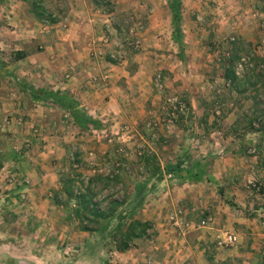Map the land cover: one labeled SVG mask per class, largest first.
Here are the masks:
<instances>
[{
  "label": "rangeland",
  "instance_id": "1",
  "mask_svg": "<svg viewBox=\"0 0 264 264\" xmlns=\"http://www.w3.org/2000/svg\"><path fill=\"white\" fill-rule=\"evenodd\" d=\"M31 1L0 0V264H148L150 258L208 264L225 249L228 264H264V0H244L238 8L196 0L197 11L186 15L191 30L183 19L185 0H40L53 9L54 24L34 17ZM177 2L179 23L170 7ZM227 6L233 23L223 19ZM90 12L107 22L89 60L102 72L110 67L113 75H128L119 81L126 80L129 105L120 102L111 117L98 118L68 91L38 90L74 101L97 125L83 128L67 111V117L49 116L52 101L18 104L17 91L25 86L16 74L19 60L44 51L49 40L66 50L69 19ZM78 39L74 50L89 48L87 35ZM235 51L239 76L246 67L258 73L255 86L245 82L241 93L224 76ZM47 79L38 77L39 83ZM91 80L96 86L106 79ZM144 100L149 106L141 110ZM75 154L85 179L109 177V188L96 186L98 201L127 192V216L150 223L128 249L114 243L118 218L87 234L68 219L72 203L54 204L60 175ZM173 167L174 174L163 170ZM212 171L222 172L226 193L214 185ZM225 235L235 241L220 247Z\"/></svg>",
  "mask_w": 264,
  "mask_h": 264
},
{
  "label": "crops",
  "instance_id": "2",
  "mask_svg": "<svg viewBox=\"0 0 264 264\" xmlns=\"http://www.w3.org/2000/svg\"><path fill=\"white\" fill-rule=\"evenodd\" d=\"M184 1V0H183ZM196 0H185V7L182 8L183 12V19L185 20V23L190 24L189 28L191 30V27H193V24L188 21V16L186 15H193L195 10L192 9L195 8V2ZM232 0H224V2H220L218 5V8L221 6H224V4L228 3L236 8H238L240 5L243 7L242 3L244 4V0H237L236 3H230ZM227 2V3H226ZM184 4V3H183ZM227 7H223V10H227V17L223 16V19H226L227 22L231 21L233 23V15L234 13H228L230 9ZM220 20V17H218ZM70 22L68 23V31L70 32L69 35H66L67 37H64L63 39V45L65 46L64 51L59 50V46L62 45V43H56L55 45H52L47 41L46 44H49V47L46 46L44 51L40 52H29L28 54L23 55V57L19 60L22 62L21 65H17L16 68V74L19 78L23 79L24 85H21L22 89H18L17 96L15 97L18 99V104H23L27 102H30L32 105H38L40 104L41 100H44L45 98L41 96L39 93V89H49L52 91H60L65 92L68 91L72 93L75 97L79 99V103L81 107H84L87 113L92 114L93 116H97L98 118L101 116H110L113 114L112 110L116 109L121 102L123 105H129L128 96H127V87L125 86L126 80L124 82H120L119 80L121 78H128V75L125 72L119 71V76L113 75V73L116 71L115 68L108 67L105 71H101L100 65L97 61L96 64L91 63V60H89V56L91 55L90 50H94L96 46H99L98 44L95 45V40H99L103 38L104 36L100 33L103 32L105 29V21H101L100 18L97 17L95 13H89V15H86L85 17H80L78 19H69ZM99 22H102L104 25H101V28L99 27L97 29V26ZM218 22V21H217ZM220 23V21L218 22ZM184 25V23H183ZM185 26V25H184ZM58 27V26H57ZM50 29H48L47 32H49ZM73 30L75 32L73 33ZM190 30H183L184 34L188 33L192 35V32ZM97 32V33H96ZM83 34L87 35L89 42L93 43V49H91L92 45L91 43H87V46L89 48H83L80 50H74L73 42L75 40H79L78 38H81ZM96 35V39L95 38ZM103 36V37H102ZM86 41V40H85ZM87 51V53L85 52ZM93 56H96L94 52H92ZM22 66V67H20ZM141 74V71H137L136 74L131 77L130 79H133L134 77ZM44 76L45 78H48L46 82L39 83L38 77ZM95 76L103 77L105 80L104 85H93L92 79H94ZM116 76V77H114ZM117 78V79H116ZM118 85L119 87H117ZM19 87V86H18ZM129 89V88H128ZM138 97V96H137ZM44 98V99H42ZM138 98L130 99L131 104H135V100ZM24 100V101H23ZM148 100V99H147ZM144 100L142 104L138 105L141 110H143L144 107H146L143 104H146L149 106V101ZM46 101H52L55 108L49 109L48 115L51 116L54 112V114L59 113L63 117H67L69 114L64 111L62 108L57 107V103H55L51 99H46ZM43 105V103H42ZM136 105V104H135ZM134 105V106H135ZM102 109V110H101ZM36 112V111H35ZM112 112V113H111ZM117 113H123L122 110H118ZM116 113V114H117ZM141 112L139 111V114ZM114 114V115H116ZM118 115V114H117ZM216 162V161H215ZM226 163L221 164V170L226 169L225 167ZM216 165V163H215ZM215 169V168H214ZM212 173H214L212 171ZM217 173V174H216ZM222 172H215L211 175L212 180L214 179V185H219V191L222 193L227 192V182L224 183ZM221 178V179H220ZM220 179V180H219ZM227 220V218L225 217ZM182 251H186L187 248L184 247V245L180 246ZM178 249H180L178 247ZM200 249V248H199ZM152 256V255H151ZM200 256V254H199ZM217 256V255H216ZM212 257L211 260H209L208 264H228L227 263V249L222 250L218 253V256ZM152 259V258H150ZM148 261V264H165L166 261ZM171 264H185L178 263V261H175L172 259L169 261ZM201 258H199V264H203ZM131 264H138L137 259H134ZM196 264V263H195ZM234 264V263H233ZM240 264H243V262L240 261ZM246 264V263H244Z\"/></svg>",
  "mask_w": 264,
  "mask_h": 264
},
{
  "label": "trees",
  "instance_id": "3",
  "mask_svg": "<svg viewBox=\"0 0 264 264\" xmlns=\"http://www.w3.org/2000/svg\"><path fill=\"white\" fill-rule=\"evenodd\" d=\"M96 4H100V1H97ZM31 12L34 17L40 22H47L54 24L58 21L56 15L53 14V9H47L44 3L40 0L31 1ZM174 13L175 23H179V9L180 6L178 2L176 4L170 5ZM181 10V9H180ZM175 40L178 39L181 32L180 29H176ZM253 55H248V58ZM240 62V57L238 52L235 51L229 55L227 59V67L225 69V79L227 83L231 85L232 88L238 90L240 88V93L243 92L242 84L245 82H251L255 86V79L257 78L258 73L253 69L246 67L241 76L236 71V67ZM43 94L42 98L44 100L51 99L57 103V107L62 108L64 111L69 112L76 124L79 127L89 128V124L93 127L97 125L84 114L83 111L77 108V104L74 101H69L66 95L59 93H37ZM75 166V167H74ZM84 166L78 155H73V161L70 162V166L67 172L61 173L59 180V189L54 193L53 202L57 206L70 205V212L68 214V219L71 224H76L78 229L87 234H93L107 229L110 226V221L118 218L116 225L117 229H120L114 235V243L119 251H124L129 248L131 242L137 238H144L150 227L148 221H142L139 219L129 218L127 215V206H128V193H124L123 197L120 200H116L114 196L110 195L109 197L97 200V193L95 192L98 182L103 184V188H109V177L93 176L84 178V175L78 171L77 168H82ZM166 173L174 174L176 169L166 168L163 169ZM162 171L161 168H156L154 174H160ZM112 178V177H111ZM106 204V208L102 207L101 204ZM124 206V208L119 211V209ZM101 222H103L101 226ZM119 239H118V238Z\"/></svg>",
  "mask_w": 264,
  "mask_h": 264
},
{
  "label": "built area",
  "instance_id": "4",
  "mask_svg": "<svg viewBox=\"0 0 264 264\" xmlns=\"http://www.w3.org/2000/svg\"><path fill=\"white\" fill-rule=\"evenodd\" d=\"M202 225H205V222L202 221L201 222ZM235 241V237H233L232 235H225L223 240L218 242V245L220 247H227V246H231Z\"/></svg>",
  "mask_w": 264,
  "mask_h": 264
}]
</instances>
